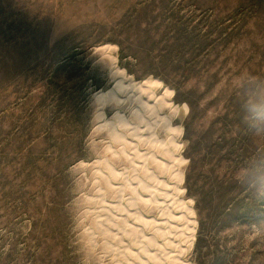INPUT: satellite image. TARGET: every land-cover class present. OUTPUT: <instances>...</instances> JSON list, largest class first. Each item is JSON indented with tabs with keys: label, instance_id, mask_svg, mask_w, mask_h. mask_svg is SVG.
<instances>
[{
	"label": "rangeland",
	"instance_id": "1",
	"mask_svg": "<svg viewBox=\"0 0 264 264\" xmlns=\"http://www.w3.org/2000/svg\"><path fill=\"white\" fill-rule=\"evenodd\" d=\"M262 209L264 0H0V264H264Z\"/></svg>",
	"mask_w": 264,
	"mask_h": 264
},
{
	"label": "bare ground",
	"instance_id": "2",
	"mask_svg": "<svg viewBox=\"0 0 264 264\" xmlns=\"http://www.w3.org/2000/svg\"><path fill=\"white\" fill-rule=\"evenodd\" d=\"M122 74H123V77H122V79L120 80V81H118V85L120 84V86H124V84H122V83H124L125 81H124V79H125V77H126V75H125V72H122ZM152 84H154V82L152 83L151 81H143V82H136V81H134L133 79L132 80H130V83H129V85L131 86V93H133V94H137L138 95V99L140 100V102H141V104L143 105V108H144V111H145V108L146 107H149V109H150V111H158L159 112V110H160V108L159 107H170V105H171V103H170V95H169V92L168 91H166L162 96H159L160 98H158V97H156V96H153V95H149L148 93H147V91H149L150 93H151V90L149 89V88H151V85ZM158 84H161L160 82H158ZM130 86H129V88H130ZM156 86V85H155ZM153 87V86H152ZM119 88V87H118ZM114 89V88H113ZM116 90H117V88H116ZM115 90V91H116ZM130 90V89H129ZM128 90V91H129ZM147 90V91H146ZM154 90V89H153ZM152 90V91H153ZM112 93V91L110 90V92H109V94H111ZM108 94V95H109ZM153 94V93H152ZM111 96H113V94H111ZM145 96H147L146 98H145ZM131 96H128V99L130 98ZM113 98H115V96L113 97ZM143 98H145L146 99V101H144V99ZM131 100V99H130ZM141 107V106H140ZM159 108V109H158ZM147 109V108H146ZM166 109V108H165ZM163 110L164 109H162V112H163ZM177 111V109H175L174 110V112L175 113H177L176 112ZM160 113V112H159ZM158 114V113H157ZM164 114V113H163ZM143 115V113L141 114V116ZM145 115V114H144ZM153 115H155L154 113H153ZM150 116V115H149ZM149 116H148V118H149ZM151 117V116H150ZM159 117L160 116H156V118H155V120L156 119H159ZM118 118L119 119H117L119 122H123V119H122V117L120 116V114H119V116H118ZM161 118V117H160ZM164 117H162V119H163ZM151 119V118H150ZM165 120V119H164ZM161 121V120H160ZM152 122V121H151ZM155 122H158L157 120L155 121ZM147 123V122H146ZM161 123V122H160ZM167 123V122H166ZM144 125V124H143ZM146 125V124H145ZM152 125H153V123H152ZM156 125V123L154 124V126ZM159 125V124H158ZM163 126V125H162ZM151 127H153V126H151ZM138 128V127H137ZM145 128V127H144ZM147 128V127H146ZM157 128V127H156ZM143 129V128H142ZM155 129V128H154ZM152 130V129H151ZM151 130H148V131H151ZM139 131H141V130H139ZM146 131V130H145ZM144 131V132H145ZM148 134V133H147Z\"/></svg>",
	"mask_w": 264,
	"mask_h": 264
},
{
	"label": "trees",
	"instance_id": "3",
	"mask_svg": "<svg viewBox=\"0 0 264 264\" xmlns=\"http://www.w3.org/2000/svg\"><path fill=\"white\" fill-rule=\"evenodd\" d=\"M262 208V207H261ZM261 211H264V209H262Z\"/></svg>",
	"mask_w": 264,
	"mask_h": 264
}]
</instances>
